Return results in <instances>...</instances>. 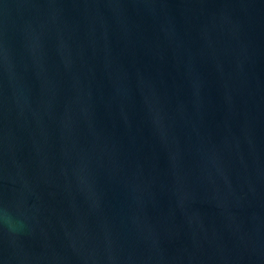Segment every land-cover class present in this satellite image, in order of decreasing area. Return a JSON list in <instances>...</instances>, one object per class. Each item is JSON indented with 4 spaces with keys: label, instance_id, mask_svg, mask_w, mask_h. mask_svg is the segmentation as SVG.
<instances>
[{
    "label": "water",
    "instance_id": "water-1",
    "mask_svg": "<svg viewBox=\"0 0 264 264\" xmlns=\"http://www.w3.org/2000/svg\"><path fill=\"white\" fill-rule=\"evenodd\" d=\"M0 264H264V0H0Z\"/></svg>",
    "mask_w": 264,
    "mask_h": 264
}]
</instances>
